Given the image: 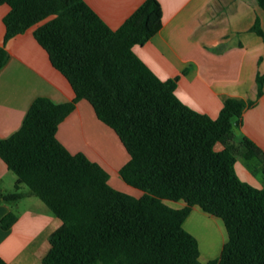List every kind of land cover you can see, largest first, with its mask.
I'll list each match as a JSON object with an SVG mask.
<instances>
[{"label": "trees", "instance_id": "trees-1", "mask_svg": "<svg viewBox=\"0 0 264 264\" xmlns=\"http://www.w3.org/2000/svg\"><path fill=\"white\" fill-rule=\"evenodd\" d=\"M256 1L264 11V0ZM0 4L10 8L4 43L36 26L35 40L74 92L60 104L36 98L21 127L0 139V158L16 176L15 190L0 194V203L35 196L63 223L49 237L43 264H264V151L234 131L262 96L264 74L256 76L255 100L227 97L211 118L180 101L178 77L159 79L133 51L162 27L159 0H144L115 30L84 0ZM251 31L264 43L259 19ZM8 56L0 45V69ZM82 99L126 149L119 175L139 197L112 187L99 163L56 138ZM238 158L253 176L261 174L260 187L240 179ZM195 207L221 219L226 230L219 254L206 262L184 226ZM16 219L10 211L2 227Z\"/></svg>", "mask_w": 264, "mask_h": 264}, {"label": "crops", "instance_id": "crops-1", "mask_svg": "<svg viewBox=\"0 0 264 264\" xmlns=\"http://www.w3.org/2000/svg\"><path fill=\"white\" fill-rule=\"evenodd\" d=\"M84 1L113 30L144 2ZM159 3L162 27L143 45H134L133 51L159 79L178 77L175 94L180 101L216 118L227 97L255 100L256 76L264 74V43L251 31L256 19L264 30V11L257 1L159 0ZM9 9L8 5L0 4V45H4L9 55L0 69V139L21 127L36 98L47 97L60 104L74 97L69 82L52 66L46 51L35 40L36 26L4 43L3 18ZM234 131L250 138L264 151V86L257 104L244 110L242 124ZM56 138L69 152H82L99 163L109 173L112 187L136 197L141 195V191L123 180V183L112 180V173H119L129 155L116 133L98 120L86 100H79L59 124ZM9 171L0 158V194L12 193L4 186ZM27 199L20 210L16 204L0 203V259L4 264H43L49 237L63 224L46 205L44 210L31 196ZM165 203L173 208L184 206L182 201ZM10 211L17 219L4 229L1 220ZM193 212L202 217L208 215L204 217L208 219L211 216L210 221L220 237L219 254L227 240L222 220L202 215L198 209H193L190 215ZM192 224L186 220L184 226L198 238L199 250L204 251L200 244L201 230Z\"/></svg>", "mask_w": 264, "mask_h": 264}, {"label": "rangeland", "instance_id": "rangeland-1", "mask_svg": "<svg viewBox=\"0 0 264 264\" xmlns=\"http://www.w3.org/2000/svg\"><path fill=\"white\" fill-rule=\"evenodd\" d=\"M235 134H236V136H237V138H239L240 136H242L239 132H235ZM238 140V139H237ZM236 171H237V174H238V176L240 177V179L242 180V181H244V182H247V183H249V184H251L252 186H255V187H260L261 185H262V176H261V174H258L257 176H251L250 174H249V172H248V170H247V167H246V161L244 160V159H242V158H238L237 159V162H236ZM111 173H112V171H111ZM112 180L114 181V182H116V181H119V182H122L123 183V181H122V179H121V177H120V175H119V173L118 174H115V173H112ZM15 180H16V176H15V174L12 172V171H9L8 172V174L6 175V177L4 178V186H5V188H6V190H7V192H13L15 189H14V187H13V185H14V182H15ZM20 191L23 193V192H27L28 191V188L26 187V186H22V188L20 189ZM31 199L33 200V201H35L38 205H39V207H41V209H44V210H46L47 209V207L45 206V204L39 199V198H37V197H35V196H31ZM28 199H27V197H25V198H23V199H21V200H19L17 203H16V208L18 209V210H20V208H22L23 207V205L26 203L25 201H27ZM194 209H198V210H200L199 208H197V207H195ZM200 212H201V214L203 215V214H208V213H206V212H203L202 210H200ZM196 214V213H195ZM210 215V214H209ZM194 216V218L195 217H198V220H200V216H198V215H193ZM200 217V218H199ZM214 218H216L217 219V217H215V216H213ZM195 219H197V218H195ZM204 219H208V218H204ZM210 219H212L211 218V216H210ZM210 219H208V220H210ZM219 219V218H218ZM207 220V221H208ZM197 221V220H196ZM201 221V220H200ZM189 225L190 224H192V222H187ZM199 222L197 221V224H198ZM210 223L211 224H208V226H207V224H205L204 225V227H203V231L205 232V235L206 236H210V231H209V233L207 234V232H208V230H211L210 228V226H213V222L212 221H210ZM203 224V221H201V224L199 225V226H201ZM193 225V224H192ZM201 228V227H200ZM201 230V229H200ZM202 230H201V233L203 234V232H202ZM190 232V231H189ZM213 232V231H212ZM191 233V232H190ZM192 234V233H191ZM193 235V234H192ZM193 236H195V235H193ZM205 236V237H206ZM196 238V237H195ZM208 238H210V237H208ZM197 239V241H198V238H196ZM200 241V240H199ZM218 250H219V247H217V249H216V252H215V254L214 255H208V256H206V255H204V252H203V250H200V254L202 255V256H200V260H201V262H206V261H208V260H210V259H213V258H215L217 255H218Z\"/></svg>", "mask_w": 264, "mask_h": 264}, {"label": "bare ground", "instance_id": "bare-ground-1", "mask_svg": "<svg viewBox=\"0 0 264 264\" xmlns=\"http://www.w3.org/2000/svg\"><path fill=\"white\" fill-rule=\"evenodd\" d=\"M196 211V210H195ZM197 212V211H196ZM194 213V212H193ZM191 214L190 216H189V218L187 219V222H193V225L192 226H195L194 228H197V230L198 229H203V227H204V225L205 224H207V226H208V224H211L210 223V220H206V219H204V217H208V215L207 216H204V217H202V216H200V214H198V216H200V217H202V218H200V220L201 221H203V224L201 225V226H199L200 224H201V221L200 220H198V217H195V218H197V219H195L194 218V216L193 215H195L196 216V214L194 213V214ZM200 213V212H199ZM199 222L198 224H197V221ZM195 223V224H194ZM197 226V227H196ZM201 227V228H200ZM211 228V230H208V232H207V234L209 233V231H210V236L208 235V236H206L205 235V232L202 230V232H203V234L201 233V235H200V238H201V241H200V244H202V246H203V249H204V251L203 252H205V255L207 256V255H213L215 252H216V249H217V247H218V245H219V241H220V237L218 236V232L217 231H215V229H214V227L213 226H210ZM199 231V230H198ZM213 231V232H212ZM199 233V234H200ZM221 235V234H220ZM206 236V237H205ZM208 237H210V238H208ZM201 250H202V248H201ZM203 255V254H202ZM201 255V256H202Z\"/></svg>", "mask_w": 264, "mask_h": 264}]
</instances>
